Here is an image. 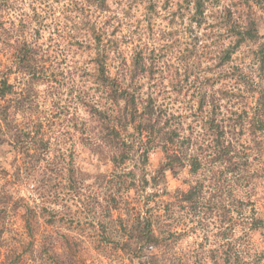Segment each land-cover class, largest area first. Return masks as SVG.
<instances>
[{"label":"clouds","instance_id":"obj_1","mask_svg":"<svg viewBox=\"0 0 264 264\" xmlns=\"http://www.w3.org/2000/svg\"><path fill=\"white\" fill-rule=\"evenodd\" d=\"M197 3L21 0L8 17L17 24L0 28V53L6 57L0 78L11 70L17 98L29 85L33 91L23 108L13 104L9 109L11 131L0 119L3 136L13 144L11 150L0 146V160L9 169L0 187L7 185L17 197L27 192L32 200L39 198L43 204L37 206L55 212L58 223L63 217V227L79 233L76 242L90 264H193V250L205 236L210 243L199 250L201 264H212L210 247L220 249L218 264L225 259L227 264H264V226H252L257 217L264 218L259 208L264 204V130L252 127L253 101L257 94L264 96L258 56L264 46V0H203L202 18ZM20 20L26 27L19 26ZM24 48L35 52L22 67ZM33 75L38 78L32 80ZM110 129L119 131L118 138L106 136ZM184 141L177 153L184 166L163 167ZM43 142L49 148L38 150ZM121 155L128 160L110 163ZM194 158L203 167L193 174ZM117 177L124 178L123 184ZM198 183L205 186L197 198L199 214L181 212L174 203L172 219L161 215L141 237L132 216L146 220L143 212L155 211L158 201L153 197L132 213L124 204L132 199L129 185L135 184V199L143 203L153 192L165 191L168 197L160 200L177 201ZM117 188L125 190L117 193ZM90 196L100 198L92 215L74 211ZM110 196L120 201L119 215L129 217L123 230L112 217L105 218L103 198ZM251 200L259 209L255 216ZM45 235L9 225L0 232V264H77L64 248L53 245L45 253Z\"/></svg>","mask_w":264,"mask_h":264},{"label":"trees","instance_id":"obj_2","mask_svg":"<svg viewBox=\"0 0 264 264\" xmlns=\"http://www.w3.org/2000/svg\"><path fill=\"white\" fill-rule=\"evenodd\" d=\"M13 1V0H12ZM101 7H103V4H101ZM197 7V17L202 18L203 16V8L204 3L203 0H198V3L196 5ZM18 8L15 9V5L13 2H10V0H0V28L4 27V24L10 23V24H17L16 20H9L8 17L12 13H15ZM150 10H155V5H152ZM196 19V18H194ZM228 19H231V10H228ZM198 23H202V19H198ZM20 27H26V25L23 24V21H19ZM39 35V32H37ZM115 35V33H113ZM252 34L249 33V36ZM242 42V41H240ZM239 46V43L238 45ZM22 55L19 57V62L22 67H25L27 64L28 59L32 55L35 50H30L28 48H24L21 50ZM4 56L3 53H0V66L4 64V61L1 59V57ZM258 56L261 60V68L264 69V46H262L259 50ZM231 57L226 56L225 59H230ZM42 71V70H41ZM11 70L9 69V74L5 76L4 78H0V101H5L4 103L0 104V119H2L5 122V125L7 126L8 131L12 130V125L8 124L7 118L9 115V109L15 104L16 108L19 110L20 108H23L25 103L29 102L31 99V96L33 95V91L31 89V86L29 85L28 88L25 89V93H20L19 97L17 98L14 94L16 93L15 83L10 82V75ZM38 78L37 75L32 76V80H36ZM123 95V94H122ZM8 98L5 100V98ZM131 103H135V98L133 97L130 101ZM256 112L254 114V119L256 120V123L252 125L253 128L258 129L259 131L264 130V96L259 94V98L257 100V103L255 105ZM246 116V114L244 115ZM244 116H241L242 118ZM135 117H133V120ZM213 127H217L215 123L212 124ZM44 126L40 125L39 128L36 131V135L39 136L40 132L39 129H42ZM3 128H0V146H3L5 144L8 145L9 150L12 149L13 144L11 141L6 139L3 136ZM243 130H241V135H243ZM252 134H255L253 132ZM29 134L24 133V136L27 137ZM173 137L177 136V133L172 134ZM221 136L223 133L220 134ZM106 136L110 139L118 138L119 131L116 129H110L106 130ZM21 143L20 136L17 135L16 137V144L19 145ZM170 144L174 143L173 139L169 140ZM185 144H187V141L182 142L179 147L177 148V151L172 154V156L169 158V164L165 165L163 167H170L172 164L179 165L180 167H183V161L180 158V155L177 153L180 151V149L184 148ZM49 143L43 142L39 143L38 150H47L49 148ZM3 149L0 147V152H2ZM146 155V154H145ZM223 155H227V152L225 151ZM28 156H31V153L28 154ZM27 159V157H25ZM128 160V157L126 155H121L119 158V161H117L115 158L110 161L112 165H117L118 163H124ZM217 163L220 161V157L216 158ZM38 162V161H37ZM145 163L147 160L144 161ZM16 161L13 159L9 162V167L11 165L15 164ZM203 167L201 163L198 162L196 158H194L193 161V167H192V173H196L200 170V168ZM163 171V168H161V172ZM19 169H17L16 178L19 179ZM128 176H131L132 173H128ZM176 173L173 172V176L175 177ZM9 177V169L3 166V162L0 161V180H3L4 178ZM117 181L121 182L123 184L124 178L123 177H117ZM155 178L153 179V183H155ZM8 183L11 184L12 180L9 179ZM112 183V182H111ZM185 183H187L185 181ZM14 188L18 187V185H13ZM144 187H147V181H145ZM204 184L198 183L195 187L191 188L186 194H182L177 201H168L163 207H159L158 202L155 204V211L153 208H147L146 211L143 212V216L147 218L146 220H141L140 214H135L132 216V220L134 221V227L140 230L141 237L144 235H147L153 230V226L155 224H158L160 222V216H166L168 219H172V213H173V205L174 203H178L179 205V211H190L197 210L199 206L198 197H200L203 194L204 191ZM7 185H4L3 187H0V232H3L5 227V222L8 221V217L10 216H21L24 220V226L26 229V233L31 234L34 231L38 230V224L39 219H45L46 222L50 224L51 226L55 227V232L53 233H46L47 235L44 236V242L46 246L44 247V252H48V248L50 246H56L57 248H64L69 252V254L74 257L77 261V264L79 263L78 260V250H79V244L77 241V236L73 235L72 231H66V232H59L57 229V225L59 224L56 219V214L54 212L50 213L49 210L45 207H42L41 209H36L33 205H31L30 200L27 198L26 195H19L18 197L14 195L12 191H8ZM125 190L123 188H117V193L120 191ZM130 192V195H137L135 184H131L128 186L127 189ZM177 192H180V189H176ZM168 195L167 191L164 192ZM161 194L159 192H153L152 197H146L143 201V203H138L137 208L132 207L129 200L124 201L125 206H130L132 213H136L137 209L145 206L149 200H151L153 197L157 198ZM108 200L112 203V208L114 210L119 209L120 210V201L117 199V196H110L107 197ZM27 201V203H26ZM158 201V200H157ZM252 209H251V215H256V209L255 205L253 203H250ZM112 217V216H111ZM113 218V217H112ZM129 217L126 214L123 218L119 215L118 219L116 220L119 222V227L123 230L125 229L124 221L127 220ZM63 219L60 218V222ZM253 228H257L259 226H264V218L257 217L255 220L252 221ZM106 225L101 224L100 228L102 230H106ZM58 234H60L58 236ZM182 235V233H181ZM221 236V234H220ZM231 249H229V252ZM121 252H123V249H121ZM220 249L218 247H210L208 250V259L212 262V264H218L217 262V256L220 255ZM147 255V253H146ZM225 257L228 256V253L223 254ZM201 260H203V257L200 255V253L193 254V264H201ZM131 263V261H130ZM225 264H227V259H225Z\"/></svg>","mask_w":264,"mask_h":264},{"label":"rangeland","instance_id":"obj_3","mask_svg":"<svg viewBox=\"0 0 264 264\" xmlns=\"http://www.w3.org/2000/svg\"><path fill=\"white\" fill-rule=\"evenodd\" d=\"M15 5V9L18 8L17 7V4L19 2H21V0H13L12 1ZM19 9L15 10V11H18ZM37 36H39L37 34ZM49 39H51V37H49ZM1 59L5 62L6 60V57L5 56H2ZM62 63H66V61H62ZM53 76H55V74L53 73ZM10 80L11 82H14L15 80V76L14 74H11L10 75ZM55 83V81H53ZM259 98V94H257L255 100L253 101V107L255 108V105L257 103V100ZM248 111H251V109H247L245 111V113L242 115L244 116L245 114L247 115L248 114ZM241 119H243L241 117ZM256 129V128H255ZM257 131H259L258 129H256ZM244 135V134H243ZM241 135V136H243ZM252 135H255V134H252ZM52 143H54V140L52 141ZM3 162V166H4V161L3 160H0ZM174 178V176H173ZM112 181L109 180V183H111ZM103 186V185H101ZM160 193V192H159ZM161 195H163L165 198L168 197L167 194L165 193H160ZM22 195H26L27 198L30 200V203L31 205H33L36 209H41L42 207H38L37 205H42L43 204V201L40 200L39 198H37L36 200H32L29 193L27 192H23ZM158 196L156 199L158 200V206L159 207H163L169 200L167 199H164V200H160L159 198L161 197ZM230 195V193H229ZM137 195H133L131 196L132 199L129 200V202L131 203L132 207H135L137 208L138 206V203H140V201L136 200L135 197ZM104 207H105V218H108V217H113L114 220H117L118 217H119V213H120V210L119 209H116L114 210V208H112V203L108 200L107 197H104ZM241 205H243L245 202L241 201L240 202ZM248 206L252 209L250 203H253V205H255V209H256V212L259 210L258 207H257V202L255 200H251V201H248ZM100 204V198H97L96 196H90L88 198V201H87V204H81V209H76L75 206H74V211H77V212H80L81 215H84L85 213H87L88 215H92L95 211H96V208L97 206ZM45 208H47L49 210V208L47 206H44ZM259 208H264V204H261L259 206ZM198 209H199V206L197 208V210H192V213L194 214H199L198 213ZM209 212H211V209H209ZM55 213V212H54ZM56 214V213H55ZM62 219H64L63 217H61ZM8 221L5 222V227L8 228L9 225H11L13 228H19L20 230L22 231H25L26 232V229H25V226H24V220L21 216H10L8 217L7 219ZM171 220V219H169ZM47 220L45 219H39V224H38V229L41 231V232H44V233H53V231L55 232V227L51 226L50 224H48L46 222ZM74 222V221H73ZM204 221H201L200 225H198V227H201L204 225ZM208 227H212V225H208ZM57 229L59 232H66V231H71L70 229H67V228H64L63 227V220L61 222H59V224L57 225ZM190 232H192L193 236H195V229H189ZM180 232L182 233V235L184 234V229L181 228L180 229ZM73 235L79 237V233H75L73 232ZM216 237H220V232L217 231L216 234H215ZM192 243L193 244H197V241L196 240H192ZM205 243H210L209 241V238L207 236H205L202 240L199 241V243L197 244V247L196 249L193 250V254L195 253H200L199 250L200 249H203L204 246H205ZM78 260H79V263L80 264H90V257L88 256L87 252L82 250L80 247H79V250H78ZM126 264H131L130 261H126Z\"/></svg>","mask_w":264,"mask_h":264}]
</instances>
